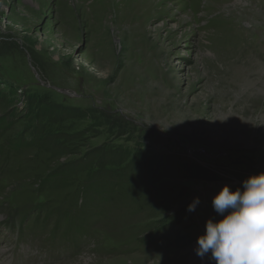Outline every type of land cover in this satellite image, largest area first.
<instances>
[{
	"label": "rangeland",
	"instance_id": "obj_1",
	"mask_svg": "<svg viewBox=\"0 0 264 264\" xmlns=\"http://www.w3.org/2000/svg\"><path fill=\"white\" fill-rule=\"evenodd\" d=\"M0 119V144L74 140L0 156L1 264H214L212 197L264 172V0H0Z\"/></svg>",
	"mask_w": 264,
	"mask_h": 264
},
{
	"label": "clouds",
	"instance_id": "obj_2",
	"mask_svg": "<svg viewBox=\"0 0 264 264\" xmlns=\"http://www.w3.org/2000/svg\"><path fill=\"white\" fill-rule=\"evenodd\" d=\"M199 203L194 197L187 210ZM211 204L222 218L206 220L204 234L196 238V255L214 264H264V172L242 180L235 190L223 185Z\"/></svg>",
	"mask_w": 264,
	"mask_h": 264
},
{
	"label": "trees",
	"instance_id": "obj_3",
	"mask_svg": "<svg viewBox=\"0 0 264 264\" xmlns=\"http://www.w3.org/2000/svg\"><path fill=\"white\" fill-rule=\"evenodd\" d=\"M1 122V119H0ZM5 128V127H4ZM1 128V129H4ZM54 137H47L45 139H40L38 131L35 130L34 132H31L30 134L27 135H19L16 138H13L12 140H7L3 143L0 144V156H3L6 158L8 157H16V156H23L30 150L31 148L35 147L36 150V158L39 160L41 159H46V165L47 168L50 167V162L48 160H53L52 162L58 164V159L65 155V154H72L73 153V137L70 140H64L61 143L58 142V144H54ZM66 152V153H64ZM49 157V159H48ZM80 161L82 163H80ZM80 163V164H79ZM53 166L51 168V172L44 175V176H39L37 179L38 181V186L39 188H52V187H57L61 185L62 183L68 181V178L70 176H73L77 171L83 170V166L85 167H90L91 166V160L83 159L79 160L78 162H71L59 166ZM49 172V171H47ZM164 173V172H162ZM155 176H158V172L154 174ZM129 178V180H133L136 178V174L134 172H128V174L125 176H122V181L126 180V178ZM164 177V176H162ZM115 186L116 183H112V186L109 185V187ZM108 187V189H109ZM108 189H105L108 190ZM104 191V188L101 189ZM100 190V191H101ZM80 195H83L85 192L84 190H81ZM78 192L76 194H79ZM82 203V201H81ZM40 208V207H39ZM81 208V206H80ZM41 210L38 209L37 212H40ZM56 213V210H53L50 215H53ZM69 215V209L63 214L61 219H51L50 216L43 217L41 220H52L54 221L53 225L63 229V234H68L70 231H72V227L67 224V220H73L71 216H69L66 220H63L65 216ZM88 215H83L82 217H87ZM66 223V224H63ZM84 232L75 231L72 234H69L70 236H80L83 235Z\"/></svg>",
	"mask_w": 264,
	"mask_h": 264
},
{
	"label": "built area",
	"instance_id": "obj_4",
	"mask_svg": "<svg viewBox=\"0 0 264 264\" xmlns=\"http://www.w3.org/2000/svg\"><path fill=\"white\" fill-rule=\"evenodd\" d=\"M187 153H188L190 156H192L193 158H195V156L202 155L204 152L201 151V150H196V151H194V150H190V149L188 148Z\"/></svg>",
	"mask_w": 264,
	"mask_h": 264
},
{
	"label": "bare ground",
	"instance_id": "obj_5",
	"mask_svg": "<svg viewBox=\"0 0 264 264\" xmlns=\"http://www.w3.org/2000/svg\"><path fill=\"white\" fill-rule=\"evenodd\" d=\"M81 1H85V0H81ZM193 5V4H192ZM90 8V7H89ZM193 8H194V6H193ZM1 264V263H0Z\"/></svg>",
	"mask_w": 264,
	"mask_h": 264
}]
</instances>
